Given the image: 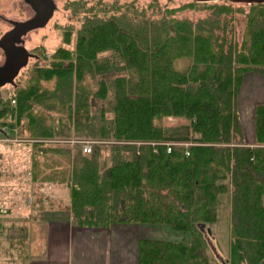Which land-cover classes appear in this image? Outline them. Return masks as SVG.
<instances>
[{
  "label": "trees",
  "instance_id": "obj_1",
  "mask_svg": "<svg viewBox=\"0 0 264 264\" xmlns=\"http://www.w3.org/2000/svg\"><path fill=\"white\" fill-rule=\"evenodd\" d=\"M70 5L81 7L79 0ZM244 5L238 40L227 15L243 12ZM186 8L211 15L196 21L173 16ZM166 14L154 20L125 11L86 15L72 50L64 45L72 42V26H66L48 63H34L29 83L13 85L16 109L0 106V123L18 124L22 133L26 119L33 138L101 141L87 155L74 144L71 170L58 171L56 180L69 183L79 224H164L186 233L187 240H141L140 264H208L209 235L198 225L216 220L222 194L230 203L226 263L264 264V103L254 108L252 146L244 143L237 108L244 75L254 67L264 73V4L185 0ZM97 99L103 103L96 116ZM35 106L64 120L42 126ZM162 118L185 121L163 125ZM162 142L189 145L167 152ZM44 144L33 145L42 153L62 148ZM64 145L62 153H71ZM105 146L109 165L100 160ZM50 175L44 179L54 180Z\"/></svg>",
  "mask_w": 264,
  "mask_h": 264
},
{
  "label": "crops",
  "instance_id": "obj_2",
  "mask_svg": "<svg viewBox=\"0 0 264 264\" xmlns=\"http://www.w3.org/2000/svg\"><path fill=\"white\" fill-rule=\"evenodd\" d=\"M261 103L264 74L250 71L243 77L237 104L244 143L249 146L256 143L254 108ZM0 151V202L7 207V213L0 215V264H140V241L158 239L169 231L164 224L120 221L101 228L77 223L70 210L69 183L56 180L60 170L56 165L64 164L69 172L71 163L54 159L59 156L54 151L34 160L25 171L29 175L28 181L24 178L25 187L10 192L8 173L3 171L7 172L4 163L13 150ZM43 166L54 180L44 179L48 174L41 171ZM214 223L207 226L212 228ZM213 231L211 237H215Z\"/></svg>",
  "mask_w": 264,
  "mask_h": 264
},
{
  "label": "rangeland",
  "instance_id": "obj_3",
  "mask_svg": "<svg viewBox=\"0 0 264 264\" xmlns=\"http://www.w3.org/2000/svg\"><path fill=\"white\" fill-rule=\"evenodd\" d=\"M56 2V9L54 10L53 15L48 20V22L38 28H34L28 31L24 35L23 45L30 53V58L27 64L22 67L15 77L13 82L6 83L0 87V98L2 99L1 104H4L6 107L10 104V98L13 95V85L17 86L27 85L29 83V73L30 68L34 63L47 64L49 61V54L63 42L64 38V28L66 26H72V42L70 44H64L68 46L71 50L73 47V42L75 40L76 31L80 27L84 16L86 15H97L101 17H109L113 14H118L120 12H128L129 14H136L137 18H149V19H160L162 17H167L166 9L174 8L185 2V0H79L81 7L78 9H73L71 5L67 7L68 2L71 0H54ZM248 11V5L243 6V12L233 13L234 17L227 15L229 19L230 26L228 30L233 31L235 37L240 40L242 33L245 27V12ZM33 15L32 8L23 0H0V37L6 33L8 30L13 28L12 21H25ZM211 15V10L207 9H184L177 10L173 16L175 18H188L190 20L196 21L200 18H205ZM169 17V16H168ZM230 36V34H229ZM101 53L98 54V56ZM4 55L3 50L0 48V63L3 61ZM183 65L182 61L176 63L177 67ZM253 74H264L261 72L260 67H254L251 71ZM107 75H104L106 77ZM110 76V75H109ZM52 84V82H49ZM103 102L100 100H93V115L97 116L98 107ZM14 110L15 107L11 106ZM35 115L38 116L42 126L50 125L51 128L57 127V124H60L63 121L61 118L58 119V116L54 111L35 106L32 111ZM12 119L6 120L11 121ZM14 121V120H13ZM185 121L182 118H162L161 123L163 125H172ZM45 124V125H44ZM18 137L20 138H30V139H43V138H33L29 135L28 125L26 124V119H23V129L22 133L19 132L18 124L14 123ZM38 127V126H37ZM69 133V132H68ZM49 139V138H45ZM50 142H59V145H62V148H65L64 143H69L71 147L70 152L67 154L62 153V148L57 149H48L44 154L46 156H41L38 151V146H34L35 142L22 141L12 144L1 145L0 148L4 152L5 150L12 149L13 156L9 158V161H4V167L7 169V172L4 170L3 173H8L9 182L7 184L8 191H17L23 189L26 184H24V178L26 176L27 181L29 175L25 174L26 169H30V166L34 160L37 158L42 159L46 158L48 155H53L54 151L57 156L56 160H68L71 163L73 154L78 149L74 144H79L87 142L92 147L95 143H101L100 140H93L90 138H82L78 140L71 139H49V142H44L45 146ZM138 142V141H137ZM161 143V142H160ZM153 144V143H152ZM9 147V148H8ZM14 149H13V148ZM93 149V147L91 148ZM92 151V150H91ZM90 151V152H91ZM41 152V151H40ZM84 153V154H89ZM63 155H60V154ZM83 153V152H82ZM110 151L108 147H104L101 151V161H104L105 165H109ZM10 162V163H9ZM60 170L66 166L62 163L56 165ZM48 169L47 166L41 167V171L46 172ZM58 170V171H60ZM67 170V169H66ZM65 170V172H66ZM68 171V170H67ZM27 187V186H26ZM217 210H216V223L213 233L215 237L208 236L206 241L207 248L206 252L209 257L208 264H227L228 252L230 245V231H229V220H230V203L227 199V194H222L217 200ZM216 228V232H215ZM168 230L164 235L156 237L158 239H172V240H187V235L185 232L173 231L168 227ZM212 233V234H213ZM211 237V238H210Z\"/></svg>",
  "mask_w": 264,
  "mask_h": 264
},
{
  "label": "water",
  "instance_id": "obj_4",
  "mask_svg": "<svg viewBox=\"0 0 264 264\" xmlns=\"http://www.w3.org/2000/svg\"><path fill=\"white\" fill-rule=\"evenodd\" d=\"M33 10V15L25 21H12L13 28L0 37V48L3 50L4 59L0 63V87L14 81L20 69L24 67L30 53L23 45L24 35L38 27L44 26L56 9L54 0H23ZM194 2H216L221 0H191ZM231 3H256L264 4V0H227ZM206 235H211V230L204 224L198 225Z\"/></svg>",
  "mask_w": 264,
  "mask_h": 264
},
{
  "label": "built area",
  "instance_id": "obj_5",
  "mask_svg": "<svg viewBox=\"0 0 264 264\" xmlns=\"http://www.w3.org/2000/svg\"><path fill=\"white\" fill-rule=\"evenodd\" d=\"M15 105V99L13 96L10 98V104L7 106H14ZM0 106H5L4 104H1ZM22 141L27 142H49V139H30V138H20L18 137V134L16 132V128L14 127V124H10L8 122L6 123H0V146L4 144H12V143H18ZM141 142H136V144H140ZM143 143V142H142ZM82 144V152L88 153L91 151V146L87 142H83ZM164 144L166 151L169 152L171 150L172 146L176 145H184L187 146L189 143H182V142H162ZM1 150V148H0ZM187 153V152H186ZM2 158L1 151H0V160ZM0 172H1V166H0ZM7 213V207L4 203L0 202V215H3ZM1 232V227H0Z\"/></svg>",
  "mask_w": 264,
  "mask_h": 264
},
{
  "label": "flooded vegetation",
  "instance_id": "obj_6",
  "mask_svg": "<svg viewBox=\"0 0 264 264\" xmlns=\"http://www.w3.org/2000/svg\"><path fill=\"white\" fill-rule=\"evenodd\" d=\"M30 58V57H29Z\"/></svg>",
  "mask_w": 264,
  "mask_h": 264
}]
</instances>
